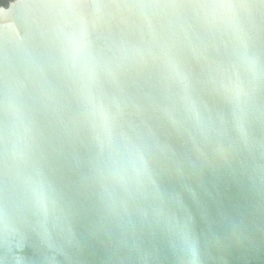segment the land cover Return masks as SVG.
Returning <instances> with one entry per match:
<instances>
[{"label":"water","instance_id":"water-1","mask_svg":"<svg viewBox=\"0 0 264 264\" xmlns=\"http://www.w3.org/2000/svg\"><path fill=\"white\" fill-rule=\"evenodd\" d=\"M0 264H264V0L0 6Z\"/></svg>","mask_w":264,"mask_h":264},{"label":"trees","instance_id":"trees-1","mask_svg":"<svg viewBox=\"0 0 264 264\" xmlns=\"http://www.w3.org/2000/svg\"><path fill=\"white\" fill-rule=\"evenodd\" d=\"M12 0H0V6H7Z\"/></svg>","mask_w":264,"mask_h":264}]
</instances>
